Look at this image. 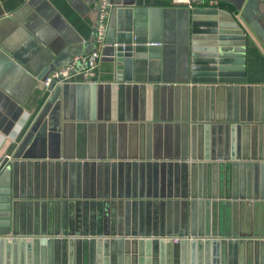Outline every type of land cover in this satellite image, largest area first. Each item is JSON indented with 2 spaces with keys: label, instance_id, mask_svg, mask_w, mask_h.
Masks as SVG:
<instances>
[{
  "label": "water",
  "instance_id": "1",
  "mask_svg": "<svg viewBox=\"0 0 264 264\" xmlns=\"http://www.w3.org/2000/svg\"><path fill=\"white\" fill-rule=\"evenodd\" d=\"M111 3L96 63L106 64L112 85L79 79L44 88V105L20 144L1 161L0 181L6 171L9 179L0 182V264H264V85L245 86L241 52L247 31L264 42L258 0H248L242 11L186 9L184 84L160 86L186 90L177 107L178 142L167 162L151 157L150 146L141 140L133 158L84 160L68 156L65 144L60 152L63 122L93 120L99 89L116 85L120 100L126 87L161 81L165 51L158 45L165 43L168 12L140 0ZM0 51L6 61L10 57L34 74ZM66 65L54 60L37 81L42 84ZM71 89L77 99L74 119ZM87 94L90 115L78 100ZM220 127L223 135H215ZM46 142L48 152L38 153ZM231 172L237 173L234 183L226 179ZM218 199L234 214L254 206L262 215L258 223L222 229Z\"/></svg>",
  "mask_w": 264,
  "mask_h": 264
},
{
  "label": "crops",
  "instance_id": "2",
  "mask_svg": "<svg viewBox=\"0 0 264 264\" xmlns=\"http://www.w3.org/2000/svg\"><path fill=\"white\" fill-rule=\"evenodd\" d=\"M140 1L148 6H162L168 12L162 29L165 43L158 45L165 51L160 63L161 81L156 85L146 83L141 89L126 87L120 100L116 85L111 89H99L94 96L93 120L63 122L66 125L60 135V152L65 144L68 156H81L84 160L87 157L97 159L98 155L133 158L137 156L136 148L140 140L150 146L153 158L167 162L173 156L172 148L178 142L177 134L181 126L177 107L184 103L186 90L172 92L160 86L184 84L182 58L186 46V8L168 6L167 0ZM216 1L229 9L240 8L242 11L248 0ZM96 14L97 0H0V49L34 73L16 67L10 57L11 61H6L0 51V161L9 157L20 144L48 97L41 82L37 81L48 64L57 60L63 66L74 56L88 55L94 50ZM256 14L264 35V0H258ZM247 32L249 37L241 48L245 86H261L264 85L263 38ZM95 72L96 84L112 85L106 64L99 63ZM247 92L241 91V107L245 106L243 96ZM69 94V116L74 119L77 99L72 89ZM78 100L80 106L88 105L86 113L90 115L91 94L80 95ZM119 116H122L121 122H118ZM223 131L220 127L214 133L223 135ZM43 151L45 154L48 152L47 142L39 147L38 153ZM236 177L237 173L231 172L226 179L234 183ZM220 180L225 181L223 174ZM40 201L44 200L40 198ZM216 203L220 205L222 229L232 223L237 226L242 221L251 223L254 220L258 223L262 215L258 207L243 206L234 214V209L223 205L225 200L218 199Z\"/></svg>",
  "mask_w": 264,
  "mask_h": 264
},
{
  "label": "built area",
  "instance_id": "3",
  "mask_svg": "<svg viewBox=\"0 0 264 264\" xmlns=\"http://www.w3.org/2000/svg\"><path fill=\"white\" fill-rule=\"evenodd\" d=\"M168 6L184 7L186 9L194 8H224L216 0H167ZM113 9L111 0H98L96 22L93 32L94 50L84 56H74L70 62L59 69L50 73L42 82L44 88L51 84L61 86L67 83L75 82L76 80H84L86 83H95L96 69L98 64L97 58L100 56V51L104 46V40L107 32V22L110 11ZM2 161V160H1ZM0 161V164H1ZM174 242L178 238H173Z\"/></svg>",
  "mask_w": 264,
  "mask_h": 264
},
{
  "label": "rangeland",
  "instance_id": "4",
  "mask_svg": "<svg viewBox=\"0 0 264 264\" xmlns=\"http://www.w3.org/2000/svg\"><path fill=\"white\" fill-rule=\"evenodd\" d=\"M9 176H8V171H6V173L1 177V181L2 183L6 184L8 182ZM3 222L0 221V224H2ZM2 228L0 227V231Z\"/></svg>",
  "mask_w": 264,
  "mask_h": 264
},
{
  "label": "trees",
  "instance_id": "5",
  "mask_svg": "<svg viewBox=\"0 0 264 264\" xmlns=\"http://www.w3.org/2000/svg\"><path fill=\"white\" fill-rule=\"evenodd\" d=\"M220 6H222L224 8H227L224 4H221V3H220ZM227 9H229V8H227Z\"/></svg>",
  "mask_w": 264,
  "mask_h": 264
}]
</instances>
